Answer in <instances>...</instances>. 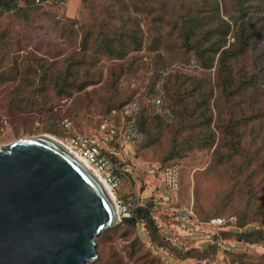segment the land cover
<instances>
[{"label":"rangeland","instance_id":"obj_1","mask_svg":"<svg viewBox=\"0 0 264 264\" xmlns=\"http://www.w3.org/2000/svg\"><path fill=\"white\" fill-rule=\"evenodd\" d=\"M118 1L126 5L135 17H144L140 27L146 36L149 28L153 27L151 15L147 14L145 17V13L132 12V3L140 0ZM160 1L166 2L169 14L178 13L181 5L186 6L189 2ZM218 1H222L219 14H223L225 6L228 12H232L228 0ZM106 2L112 5L115 0H100L101 4ZM147 7L149 10L152 8ZM63 9L59 10L60 15L66 19L67 25L73 26L74 38L66 31H58L55 18L52 19L47 12L35 10L28 14L26 21L12 12L3 14L0 18V32L7 33L10 47L14 45L8 49L9 54L0 55V71H8L13 65L18 72L28 66H35L36 69L37 65H48V62L56 59L59 62L54 63L52 69L63 68L65 59L79 49L82 28L94 24L83 11L80 0H68ZM258 13L264 14V8ZM97 16L100 17L99 13ZM261 44L264 48V38ZM91 54L92 49L89 51V55ZM138 54L146 55V51L143 49ZM131 55L135 53H129L122 60L103 55L93 69L98 83L89 85L80 92H73L72 97L62 100L60 105L57 104L54 92L45 90L43 96L57 105L53 109V112H57L56 120L52 122H39L32 113L35 110L33 105L21 104L22 109L20 106H12L15 93L10 82L11 74H7V80L0 82V148L7 149L16 141L42 135L52 136L62 142L73 136H82L96 141L100 147L107 148V151L115 152L121 162L120 166L129 176L127 181L125 174L126 182L121 190L128 191L130 188L133 195L131 197L135 199V205H130L126 218L132 214L135 206L150 204L152 218L157 226V239L152 240L144 223L137 222L134 226H127L122 223L121 218V222L102 230L93 238L97 257L86 264H264V170L250 176L246 175L248 173L244 174L238 157L231 152L230 136L225 129L231 114L228 113L230 107L238 103L239 108H246L247 97H234V103L228 109L229 101L224 100L218 84L221 73L215 65L210 69L199 68L198 65L195 68L192 52L187 54L190 62L185 65L176 56L166 57L164 66L167 70H179L190 75V82H195L193 89L197 83L198 87L192 97L198 95V98L202 96L208 101L212 111L210 125L203 123V117L199 116L200 108L196 105L195 114L185 119L186 129H182L181 133L175 135L174 130L178 124L172 123L160 132L153 131L154 135L159 136L153 146L133 150L127 144L120 143L118 148L112 149L104 143L105 135L97 128L98 121L105 118L104 114L99 113L102 111L101 100L112 96L114 91L122 92L126 75L119 78L115 87H107L105 82L117 76L119 64L125 66ZM34 57L39 60L35 61ZM143 60L151 63L149 57ZM255 60L252 52L246 54L244 64L247 66V74L256 73L252 72L256 71ZM232 66L237 69L236 62ZM262 70L264 71L263 67ZM145 76L146 72H141L137 77L138 82H144ZM33 93L34 90L30 89L24 92L29 100H32ZM23 112L30 114L26 116ZM247 121L256 128L261 126L260 132L256 130V142L264 147V138H261L264 133V116L255 109ZM44 128L50 129L52 134L45 133ZM245 128L248 129L249 126L245 124ZM173 139L178 141L176 147H179L181 157L177 162L182 173L180 189L175 193L164 186L159 168L160 156L169 149ZM215 151L220 154L217 155ZM195 189H199L197 193ZM121 197L130 199L129 195ZM217 211L223 218L234 215L238 223L242 222L243 228L238 229L229 224L223 227L208 226L206 217ZM246 231H253L254 243L238 240L239 233Z\"/></svg>","mask_w":264,"mask_h":264},{"label":"trees","instance_id":"obj_2","mask_svg":"<svg viewBox=\"0 0 264 264\" xmlns=\"http://www.w3.org/2000/svg\"><path fill=\"white\" fill-rule=\"evenodd\" d=\"M67 1L0 0V18L3 14L12 12L22 21H26L29 13L40 10L47 12L52 19L55 18V25L59 26L58 31H66L74 38L73 26L65 23L66 19L64 20L59 11L64 10ZM197 1L189 0L186 6L181 5L178 13L171 12L170 14L165 1H134L132 12L145 13V17L147 14L151 15L153 27L149 28L145 36L140 27L144 17H135L127 6L118 0H115L112 5L107 2L101 4L100 0H80L83 11L94 24L82 28L79 49L65 59L63 68L52 69V65L59 62L58 59L48 62V65H37L36 69H34L35 66H28L19 72L13 65L8 71H5L6 69L0 71V82L7 80V74H11L10 82L13 84L12 90L15 93L14 100L11 102L12 106L16 108L20 106L19 108L22 109L21 104L33 105L35 110L32 113L39 122H52L56 120L57 112H53V109L57 105L48 97L43 96L45 90H52L57 104L60 105L62 100L70 99L73 92H80L85 87L98 83L93 69L103 55L110 59L122 60L129 53H135L127 60L125 66L119 64V72L116 77L105 82V86L115 87L119 78L126 75L124 78L126 83L122 87V92L114 91L110 96L112 98L101 100L102 111L99 113L104 114L105 118L98 121L97 128L99 129V125L105 119L113 124H118L119 117L111 116V110L122 107L137 96L140 108L136 124L143 134V140L136 150L145 149L153 146L159 140V136L154 135L153 131L160 132L172 123L178 124L174 130L175 135L181 133L182 129H186L185 119L195 114L196 105L199 106L201 113L200 115L196 114L203 117V123L210 125L212 121V111L208 101L202 96L192 97V93L198 87L197 83L193 89L195 82H190V75L179 70H167L164 66L166 57L175 56L185 65L190 62L187 54L192 52L195 58V68L198 65L199 68L210 69L215 65L216 69H219L221 75H219L218 84L224 100L229 101L228 109L234 103V97L238 99L247 97L246 102L244 101L247 103L246 108H239L238 103L230 107L228 113L231 114L225 129L230 136L231 152L238 157L244 174L254 175L260 170H264V147L260 142H256V136H258L256 130L260 132L261 126L256 128L247 119L255 109L259 110L262 117L264 116V71L262 70V67L264 68V48L261 44L264 38V14L258 13L264 8V0H228L232 12H228L225 6L223 14H219V5L222 1L204 0L201 3ZM147 6L152 8L149 10ZM97 13L100 17L97 16ZM143 44H145L144 48ZM13 45L10 47L7 33L1 31L0 55L9 54L8 49L13 48ZM90 49H92L91 55H89ZM143 49L146 51V55H139L138 53ZM248 52H252L256 58L254 67L256 71H252L256 73L247 74L244 59ZM145 57L151 58V63H146L143 60ZM34 60L39 59L34 57ZM45 62L47 63V61ZM67 62L69 63L66 65ZM233 62L237 63V69L232 66ZM143 71L146 72V79L144 82H138L137 77ZM132 82L136 85L131 89ZM156 87H159L167 98V107L172 114V119L169 122L159 115L148 114L146 110L145 98ZM27 89L34 90L32 100L26 98L27 96L24 94ZM22 114L28 116L30 113L23 112ZM245 124L249 126L248 129L245 128ZM43 131L45 133L52 132L45 128ZM261 138H264V133ZM110 144L118 148L116 141ZM176 144L178 146V141L174 140L169 145V149L160 156L159 168L162 172L165 168L173 165L179 167V191L182 173L177 159L181 156ZM215 153L220 154L217 151ZM108 155L113 161H118L114 154L109 153ZM199 158L201 157L199 156ZM247 168L251 170L246 171ZM126 177L128 181V174ZM123 181L115 189L114 195L117 201L126 204L128 203L127 198L123 199L121 195H129L130 199L134 198L131 197L133 195L130 188L128 191L121 190L126 180ZM198 190L195 189V192L197 193ZM150 208V204L135 206L129 217L122 218V223L127 226H134L137 222L144 223L154 240L157 239V226L152 218ZM219 214L217 211L211 216L206 215L207 223L212 218H223ZM229 217H234V215ZM229 217L224 218L226 223L220 227L229 224L238 229L243 228L242 222L238 223L236 217H234L233 223H229ZM253 236V231H246L239 233L237 238L254 243Z\"/></svg>","mask_w":264,"mask_h":264},{"label":"water","instance_id":"obj_3","mask_svg":"<svg viewBox=\"0 0 264 264\" xmlns=\"http://www.w3.org/2000/svg\"><path fill=\"white\" fill-rule=\"evenodd\" d=\"M114 205L45 135L0 148V264H86L97 257L93 238L118 223Z\"/></svg>","mask_w":264,"mask_h":264},{"label":"built area","instance_id":"obj_4","mask_svg":"<svg viewBox=\"0 0 264 264\" xmlns=\"http://www.w3.org/2000/svg\"><path fill=\"white\" fill-rule=\"evenodd\" d=\"M135 83L130 84V88L135 87ZM145 107L148 114L154 116L159 115L165 121H171L172 114L167 107V98L163 91L159 88H153L145 98ZM139 101L137 96L133 97L128 103L118 109H113L110 112L111 116L119 117V123L113 124L107 119L103 120L99 125V131L105 135V144L112 149L116 147L111 145L113 141H116L117 145L125 143L133 150L137 149L143 140V134L139 131L136 120L139 113ZM66 147L70 152L82 160L87 166L95 171L102 182L109 187L114 193L115 189L125 178V171L121 169L120 161H113L109 157L110 154L115 152L107 151V148L100 147L96 141L88 139L82 136H73L64 141ZM116 156V155H115ZM164 186L169 189L170 192H177L178 190V176L179 167L173 165L165 168L162 171ZM118 222H121V218L129 215L130 205H135L134 199H129L128 203H122L114 200ZM234 217H229L228 222L233 223ZM226 223L224 218H212L207 223L210 227H220Z\"/></svg>","mask_w":264,"mask_h":264},{"label":"bare ground","instance_id":"obj_5","mask_svg":"<svg viewBox=\"0 0 264 264\" xmlns=\"http://www.w3.org/2000/svg\"><path fill=\"white\" fill-rule=\"evenodd\" d=\"M46 137L50 138L51 140L55 141L59 146L63 147L68 153H70L71 155H73L70 150L66 147L65 143L54 138V137H50L48 135H45ZM75 157V156H74ZM76 161L79 162L82 166H84L90 173H92V175L98 180V182L103 186L106 194L108 195L109 199L111 201H114L115 200V195L114 193L109 189V187H107L103 182L102 180L99 178L98 174L93 171L89 166H87L82 160L78 159L77 157H75ZM115 204V203H114ZM114 209L115 208V205L113 207Z\"/></svg>","mask_w":264,"mask_h":264}]
</instances>
